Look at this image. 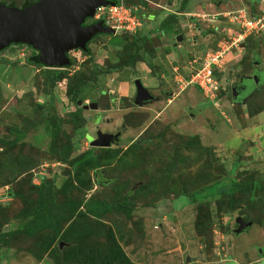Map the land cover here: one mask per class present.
Instances as JSON below:
<instances>
[{
    "label": "rangeland",
    "instance_id": "obj_1",
    "mask_svg": "<svg viewBox=\"0 0 264 264\" xmlns=\"http://www.w3.org/2000/svg\"><path fill=\"white\" fill-rule=\"evenodd\" d=\"M0 1L13 2L19 7L27 0ZM151 1L148 11L142 12L143 25L135 33H100L90 44L91 56L81 50H71L69 57L74 64L69 68H62L65 78L53 87L43 76L44 68L37 72L38 66L28 62L33 51L27 46L15 44L0 52V191L13 187L19 180L16 171L9 172L11 162L8 156L16 160L35 159L37 163L31 166L32 169L43 163H54L56 165L50 170L54 169L57 173L56 183L60 186L64 182L69 163L68 167H60L57 165V156L48 152L51 124L54 119L72 118L76 105L68 97L67 86L71 85L74 90L79 78H89L95 69L93 60L99 65V71L94 77L91 75L93 78L83 91L84 97L89 99L79 106L83 108V104L97 101L99 107L83 108L87 121L81 130L85 131V135L74 133V122L63 124V128L70 135L69 142H75L79 149L72 156H78L90 147H95L91 138L96 137L97 126L102 131L113 132L124 125V137L127 141L130 138L141 140L143 137L146 143L129 151L128 160H113L110 165L105 166V179H114L107 186L99 184L98 178H103L100 170L97 174L90 172L94 183L85 198L94 193V197L112 203L121 201L127 190L134 189L136 194L133 196L134 209L129 217L125 209H113L100 219L85 217L82 221L86 220L87 225L98 226L102 231L98 234L99 237L93 235L83 242L93 239L107 249L108 246L113 247L111 236L114 235L121 249L134 264H216L226 256L235 257L236 264H243L244 261L239 256H242L241 251L237 255L233 254L238 248L245 249L248 244L254 251L257 246L264 244L263 202H252L249 199L242 202L240 196L236 203L239 208L231 210L226 197H213L208 199L209 204L205 203V199L199 200L203 202L201 206L204 208L199 209L186 195H179L178 192L183 189L190 193L215 179L228 177L232 171V176L239 179L248 178L249 174L264 178V110L253 121H250L247 114L244 115L245 118L242 115L237 118L235 111L239 112L241 108L240 105L232 104V92L228 96L225 89L227 97L223 104L221 99L219 103L209 105L210 102L206 103L208 101L194 84L183 87V81H177L176 78L177 75H191L200 57L209 49L217 48L220 40H227L229 36L237 37L240 33L236 24L221 13L244 6L264 12V1L249 0L245 4H234L235 1L230 0V4L226 6L214 7L215 5H208L210 0H186L184 3L191 6L192 11L182 16L184 18L178 23L184 39H171L168 49L163 45V41L167 40L165 36L161 39L162 43L160 42L163 33H159L162 32L159 28L167 13L161 6L171 7L167 0ZM197 10L203 15H193ZM205 13L209 15H204ZM212 14H216L218 25L225 27L224 31L208 32L214 28L210 21ZM154 29L155 32L145 39V35ZM205 30H208L207 33ZM196 41L197 44H194ZM231 42L232 40L226 44L230 45ZM242 42L244 44L240 47ZM251 42L255 46H264V32L249 35L238 44L230 46L219 72L223 78V74L228 75L229 67L238 68L240 62L244 67L241 72H250L252 63L249 59L252 57V50L246 43ZM175 43L176 47H173ZM137 50L141 54L134 63L135 67L140 64L138 71L132 66L122 69L115 66L127 61ZM237 55L242 58L239 63L235 62ZM144 57L153 61L158 73H151L150 67L143 61ZM175 66H179V72L174 70ZM160 67L166 71L160 72ZM137 77L142 78L144 84L157 95L168 90L184 99L174 101L168 108L164 103L166 98L163 102L160 100L150 103L152 105L139 107L136 105L138 103L135 96ZM121 81L125 82L124 89L120 88ZM253 93L249 102L252 111L257 110V106L258 109L264 106V99L259 102L255 100L264 93V85ZM251 101L255 103L254 106ZM44 108L46 113L43 112ZM242 125L248 128L241 129ZM140 133L142 135L136 138ZM18 136L21 137L20 142L11 146V142ZM64 142L66 138L61 136L58 143L62 145ZM125 142L118 146L122 151H125L128 144ZM120 152L121 149L119 154ZM127 161L128 165L125 164ZM236 163L238 166L235 167ZM49 176L50 171L47 177ZM20 177L21 180L25 176ZM260 183L263 185L264 180ZM146 187L151 191L148 192ZM84 193L77 186L68 190V196L74 199L82 198ZM59 200L64 201L65 197L60 195ZM13 201L16 202V198ZM12 207L11 209L17 210L20 205L14 204ZM6 211L2 217L6 215ZM238 216H243L254 224L245 232H237L234 229L239 226L236 220ZM17 222L18 219L11 217L9 226L3 223L0 226V235L6 229L17 227ZM4 240L0 236V264H39L25 251L23 253L20 250L22 245L24 247V239H18V242L17 238L12 240L9 247L13 249H9ZM64 245L65 241L60 242L61 249ZM67 245L70 247L73 242H68ZM247 248L249 249L248 246ZM261 249L257 248L259 251ZM257 250L253 256L259 255ZM44 259L48 262L53 260L49 256Z\"/></svg>",
    "mask_w": 264,
    "mask_h": 264
},
{
    "label": "trees",
    "instance_id": "obj_2",
    "mask_svg": "<svg viewBox=\"0 0 264 264\" xmlns=\"http://www.w3.org/2000/svg\"><path fill=\"white\" fill-rule=\"evenodd\" d=\"M36 1L38 0H33V2ZM185 1L186 0H184L179 6L177 12L191 11V7L184 3ZM33 2L26 1L20 8H25ZM127 2L132 4L140 2L148 9L150 6L143 0H127ZM248 9L251 15L262 13L257 11L254 7ZM177 16L176 12L168 13L162 20L159 29H162L163 33H168L169 30H167V25H169L170 19L175 18L177 20ZM155 30L156 29L149 31V34L145 35V39H147L150 33H153ZM207 31L208 30H205V33H207ZM208 32L219 33L216 28H211ZM98 35L99 34L95 35L92 40ZM92 40L89 41L88 45H90ZM15 44L27 46L33 51L28 57V62L44 68L43 76L51 87L65 78V76H63L62 68H69L74 64L73 59H71L70 63L66 64L64 67H50L41 61L38 50L23 43H14L11 45ZM2 50L4 49H0V52ZM82 53L91 56L92 50L89 47V50L82 51ZM140 57V51L137 50L127 61L115 66H118L120 69L126 66H132L135 68L134 63ZM143 61H146V63L150 65L147 58L144 57ZM92 62L95 69L91 75L94 77L99 71V65L93 60ZM91 75L89 78L86 76L79 78L74 90L71 85L67 86L68 97H70L71 102L76 105L75 110L72 113V118L70 120L60 118L54 119L51 124V143L48 152L52 156H57V162L61 163V165H59L60 167H68V165L65 164L69 163V169L67 168L66 171L67 177L63 180L64 182L60 186L56 183L55 178L57 177V173L54 172L53 174V170H49L51 176L45 177L39 184H33L32 171L35 168L32 169L31 166L36 165L37 161L35 159L16 160V158L8 156V159L11 162L9 165L10 171H8H16L17 175H19L17 177L19 180L15 182L16 184H14L13 187L9 188L13 200L16 198V202L12 200L8 203H4V205L0 203V223H9L11 217L23 220V223L21 227L9 231L8 235L5 237V245L9 246L10 242L20 235V240L23 241L24 239V247L22 245L20 250L23 253L25 251L26 254H29L36 263L39 264H134L121 249L114 235L111 236L114 245H112L113 247L108 246L107 249L93 239H90V241L87 240L86 243L83 242L87 237L93 235L98 236L102 231L98 226H89L85 223L86 220L82 221L85 217L93 216L94 218L100 219L105 214L113 211V209H125L126 214L129 217L134 209L133 196L136 194L134 189L127 190L123 194V199L121 201H115L112 203L105 199L94 197V193L91 194L90 197L85 198L86 195H88V192L92 190L94 183L91 179L90 172H96L97 174L100 170L103 174V178L101 177L100 180L98 178L99 184L101 186H107L106 184H109L114 179L112 180V178H110L108 181L105 179V166L110 165L113 160L118 162L128 160L129 151H133L136 147H142L143 143H146V140L142 137L141 140L134 141L128 145V147L125 148V151H122V148L118 146L101 148L90 147L81 152L80 155L72 156V154L75 151H79V149L75 142H69L68 138L70 135L66 128H63V124L74 122V133L77 134V132H80V135H85V131L81 129H83L87 118L83 115V108L79 106L78 100L87 99L84 97L83 91L88 82L93 78ZM263 108L264 106H262L261 109L263 110ZM261 109H257L258 111L253 110L251 115L257 114ZM43 112L46 113L47 110L44 108ZM78 120H80V122H78ZM61 136H65L66 138V142L62 145L58 143V139L61 138ZM20 140L21 137L18 136L11 142V146L20 142ZM120 149L121 152L119 154ZM32 160H34V162ZM125 164L128 165V161ZM236 166H238L237 163L235 164V167ZM36 169H38V166ZM231 173L233 174V171ZM232 174L228 175V177L215 179L209 184L201 186L190 193H186L185 190L181 189L178 194L186 195L190 202L200 207H198L199 209H204L201 206L203 202L199 200L205 199V203L209 204L208 199L211 200L213 197H226L228 199L229 209L231 210L239 208H237L236 203L240 196L242 197V202L249 199L252 200V202L262 201L264 205V184H259L261 180H264L262 176L256 177L249 174L248 178L239 179L233 177ZM21 175L25 177L20 180ZM19 183H21V187H19ZM5 185L7 184L5 183ZM5 185L3 184V186ZM73 186H77L78 188H81L82 191H85L83 194L85 199L83 197L80 199H74L68 196V190ZM140 187H143V185ZM147 188L148 187H146V190H148ZM150 191L151 190L149 189L148 192ZM199 194L200 196L198 197L197 195ZM60 195L65 197L64 201L59 200ZM14 204L20 205L19 209H11ZM217 207H219V205ZM5 210H7L6 215L2 217ZM0 236L2 237V235ZM75 240L79 241L75 242ZM62 241H65V245L61 249L60 242ZM68 242H73V245L68 247ZM45 256H49L53 260L51 262L45 261Z\"/></svg>",
    "mask_w": 264,
    "mask_h": 264
},
{
    "label": "water",
    "instance_id": "obj_3",
    "mask_svg": "<svg viewBox=\"0 0 264 264\" xmlns=\"http://www.w3.org/2000/svg\"><path fill=\"white\" fill-rule=\"evenodd\" d=\"M113 3L110 0H38L20 8L0 2V49L14 43L28 44L39 51L44 64L64 67L71 61L70 50H87L88 42L96 34H116V30L107 26L103 19L86 23L94 17L97 7ZM135 84L138 104L154 97L140 78ZM82 102V99L78 100V104ZM83 107L97 109L98 103L92 101ZM113 136L99 131L96 139L91 138V143L95 147H109ZM236 220L239 223L237 232L252 224L242 216Z\"/></svg>",
    "mask_w": 264,
    "mask_h": 264
},
{
    "label": "built area",
    "instance_id": "obj_4",
    "mask_svg": "<svg viewBox=\"0 0 264 264\" xmlns=\"http://www.w3.org/2000/svg\"><path fill=\"white\" fill-rule=\"evenodd\" d=\"M110 1H114V3L97 7L93 18L95 20L103 19L107 26L116 30V33H135L141 25L139 12L144 9L143 4L140 2L132 4L128 3L127 0ZM221 14L225 18H229L230 22L236 24L240 33L237 34V37L229 36L227 40H220L217 43V48L209 49L201 56L189 80V84L198 86L212 100H218V94L223 89L222 75L219 72L222 70V60L226 55V51L230 46L238 44L249 35L264 32V12L251 15L247 7H242ZM210 21L217 22L216 15H212ZM230 40H232L231 44L227 45L226 42L229 43ZM53 165L44 163L34 171L36 181L40 182V180L47 177L48 170ZM4 197H7V194H4Z\"/></svg>",
    "mask_w": 264,
    "mask_h": 264
},
{
    "label": "crops",
    "instance_id": "obj_5",
    "mask_svg": "<svg viewBox=\"0 0 264 264\" xmlns=\"http://www.w3.org/2000/svg\"><path fill=\"white\" fill-rule=\"evenodd\" d=\"M143 1H145V2H147L148 4H151L152 3V1L151 0H143ZM184 0H181V3L179 2V0H167V3H168V6L169 7H171V9L170 8H167V7H163V6H161V8L162 9H165V10H167V13H166V15L168 14V13H173V12H176L177 13V20L175 19V18H172V19H170V22H169V25H167V30H169L168 31V33H166L165 31V33H163V32H159V33H163L162 34V36L160 37V42L162 43V41H161V39L163 38V36H165L166 38H167V40L166 41H163V45L164 46H166L167 47V49H168V47H169V42H170V40L171 39H173V38H175V40L176 41H180V40H182V39H184V34H183V32H182V28L181 27H179L178 26V23H179V21L181 22V20L184 18V17H182V16H185V15H187L188 14V12H177V10H178V8H179V6L182 4V2H183ZM252 1V0H251ZM253 2V1H252ZM255 2V1H254ZM212 1L210 0V3L208 4V5H215L214 7H216V6H219L220 7V5H218V4H216V3H212ZM230 4V3H229ZM207 5V6H208ZM206 6V7H207ZM222 6H226V5H222ZM191 7V6H190ZM244 7H247V6H244ZM198 8V7H197ZM239 8H242V7H239ZM248 8V7H247ZM199 9H201V8H199ZM171 10V11H170ZM191 10V9H190ZM264 10V9H263ZM148 10H147V8L144 6V9H143V12H147ZM192 11V10H191ZM190 11V12H191ZM141 13H142V10H140V12H139V16H140V20H141V25H140V27L138 28V30L141 28V26L143 25V21H142V16H141ZM200 14H202L201 12H199L198 10H197V12H195V13H193V15H200ZM166 15H165V17H166ZM203 15V14H202ZM204 15H209V14H204ZM212 15H216V14H212ZM165 17H163L162 19H164ZM191 18H194V17H191ZM198 20H201V19H198ZM219 21V20H218ZM218 21L217 22H214L213 23V26H214V28H216L218 31H224L225 30V27H222V26H220V25H218ZM137 30V31H138ZM151 31V30H150ZM162 31V30H161ZM155 32V31H154ZM152 36H153V34H152ZM156 36H157V34H156ZM168 37H170V38H168ZM194 44H197V41L196 42H194ZM244 43L242 42L241 44H240V47L243 45ZM174 45H176V43L175 44H173V47H176V46H174ZM262 45V44H261ZM255 48L257 49V50H259L261 53H260V55H261V57L263 58L264 57V46L262 45L261 47L259 46V45H257V46H255ZM258 48H260V49H258ZM251 53H252V57L249 59V62H251L252 63V60H253V52L251 51ZM151 55H154V54H151ZM239 55H237V57H238ZM241 56V55H240ZM201 58V57H200ZM233 58V57H232ZM241 59L242 58H240V57H238L237 59H236V61L235 62H237V63H239L240 61H241ZM147 60H149V64L150 65H148V63H146L147 65H148V67H150V69H151V73H158L156 70H155V65H154V63H153V61L150 59V58H148ZM194 60H196V59H194ZM223 61V60H222ZM146 62V61H145ZM33 65V64H32ZM140 65V64H139ZM139 65L138 66H134L135 68V71H138L139 69ZM198 65V64H197ZM242 65L243 64H241V62H240V66L238 67V68H236L237 69V71H241V70H243L242 68H244V67H242ZM36 66V65H35ZM37 67V66H36ZM254 68V65H253V63H252V67H251V70H250V72L249 73H246V74H251V72L253 71L252 69ZM41 69H42V67H37V69H36V71L37 72H40L41 71ZM153 69V70H152ZM174 70L176 71V72H179V70H180V68H179V66H175L174 67ZM162 71H166V69H163V67H160V72H162ZM181 73V72H180ZM163 74V73H162ZM193 74V72L191 73V75ZM191 75H189L188 77L187 76H180L179 77V75H177V78H176V80L177 81H180V82H182L183 81V84H184V86L183 87H187V86H189V85H193V84H189V80H190V78H191ZM151 77H154V76H152L151 75ZM222 77V76H221ZM155 78V77H154ZM141 81H142V83L144 84V80L141 78ZM222 82H223V77H222ZM257 83H259V81L257 82ZM144 86H146L149 90H151L152 92H153V90L150 88V87H148L147 85H145L144 84ZM199 92H201L202 94H203V96L205 97V100H207L208 102H206V103H208L209 104V102H210V104L209 105H211V104H217V103H219L220 102V100L221 99H223V101H221L222 102V104H223V102H224V99L227 97L226 96V94L228 95V93H227V91H226V94H225V89L224 90H220V92H219V94H218V100H212L211 98H209L208 96H206L205 94H204V92L198 87V86H196V85H193ZM182 87V88H183ZM120 88L121 89H124L125 88V82L124 81H121L120 82ZM253 89V88H252ZM166 92L164 93V95L161 97V101L163 102L164 101V98H166L165 99V101H164V103H165V106H166V108H168L169 107V105L171 104V103H173L174 101H177L178 99H180L181 98V100H183L184 99V97L183 96H181V97H178L179 95L178 94H175L174 92L173 93H170L168 90H165ZM224 91V93L222 94V92ZM253 91V90H252ZM255 91V90H254ZM253 91V92H254ZM257 91V90H256ZM253 92H249L248 93V96H243V97H241V98H237L238 100H241L242 102L241 103H238V102H236V101H233V100H231L232 101V104L233 105H235V104H237V105H240V108H241V111H239V112H237V111H235L236 112V114H237V118H238V115H242V118H245V114H247V115H249L250 116V121H253V119L256 117V115L257 114H259V113H261L263 110H264V108H263V110L261 109L260 110V112H258L257 114H254V115H251L252 113V110H251V108H249V102H250V100L252 99V98H250L251 97V95H253L254 93ZM154 93V92H153ZM87 99H89V98H87ZM87 99H85V100H87ZM260 99H264V93L260 96V97H257L255 100H257L258 102L260 101ZM179 101V102H182V101ZM154 102H159V101H154ZM251 103H252V105L254 106V102H252L251 101ZM260 104V103H259ZM149 105H152V104H149ZM146 108H148V107H146ZM165 108V109H166ZM245 108V109H244ZM209 109V108H208ZM244 109V110H243ZM256 109H258V106L256 107ZM210 110V109H209ZM258 111V110H257ZM224 113V112H223ZM159 114V113H158ZM157 114V115H158ZM212 117H213V115H212ZM243 120V119H242ZM250 125H252V124H250ZM249 126V125H248ZM148 127V125L147 126H145V128H147ZM248 127L246 126V127H243V125H242V128L241 129H247ZM143 133V132H142ZM142 133H140L139 135H137V137L136 138H139V136H141L142 135ZM141 138V137H140ZM138 139H133V138H130L127 142H125V143H128L127 144V146H126V148L128 147V145H130L132 142H134V141H137ZM249 140H253V139H249ZM113 147H115V146H113ZM57 163H60V162H57ZM44 164V163H43ZM50 165H53L54 163H49ZM61 164V163H60ZM60 164H58V165H60ZM42 165V164H41ZM41 165H39L38 166V168L41 166ZM65 165H68L67 163L65 164ZM52 166H50V168H51ZM50 168H49V170H50ZM37 169L35 168V169H33V177H32V183L33 184H39L42 180H40V182L38 181H36V179H35V175H34V171H36ZM53 172H55L54 171V169H53ZM52 172V173H53ZM54 174V173H53ZM224 177V176H223ZM263 177V176H262ZM5 187V186H4ZM4 189V188H3ZM4 194H7V197H4ZM13 200V197L11 196V194H10V191H9V189H8V187L7 188H5L3 191H0V203H8V202H10V201H12ZM243 217V216H242ZM244 218V217H243ZM245 219V218H244ZM246 220V219H245ZM20 221H21V224H20ZM246 221H251V220H246ZM252 222V224L251 225H249V226H247L244 230H243V232H245V231H247V229H248V227H251L253 224H254V222L253 221H251ZM22 223H23V220H18V222H17V227H15V228H19V227H21V225H22ZM2 225L3 224H1L0 223V226L2 227ZM5 225L6 226H9V223H5ZM15 228H11V229H6V231L5 232H2V238L3 239H6L5 237L8 235V233H9V231H11V230H13V229H15ZM18 239H20V235H18L17 236V242H18ZM4 243H5V240H4ZM247 246L249 247V249L247 248ZM263 246H264V244H263ZM262 245H260V246H257V248H259V247H261L262 249L259 251V250H257V248H256V250H257V253H259V255L258 256H253L255 253L254 252H256V250H254L253 251V248L251 249L250 247V245H246L245 246V249H239L238 248V250L236 251V253H233V254H235V255H237V254H239L240 253V251H241V253H242V256L241 255H239L240 257H241V259L244 261V263L243 264H260V263H262V262H264V247H263ZM8 248L9 249H13V248H10L9 246H8ZM4 250V249H3ZM228 263H231V264H236L237 263V259L235 258V257H230V256H226V258H224V259H222V261H220L219 263L217 262L216 264H228Z\"/></svg>",
    "mask_w": 264,
    "mask_h": 264
},
{
    "label": "flooded vegetation",
    "instance_id": "obj_6",
    "mask_svg": "<svg viewBox=\"0 0 264 264\" xmlns=\"http://www.w3.org/2000/svg\"><path fill=\"white\" fill-rule=\"evenodd\" d=\"M27 1L33 2L31 0H27ZM211 1H212V3H216V4L220 5V6L228 5L230 3V0H211ZM231 1H235L234 4L236 2H237L236 4H245L249 0H231ZM252 1H259V0H252ZM0 2L6 3L7 5H10V6H17L13 2H11V3H7L5 1H0ZM21 6H19V7H21ZM94 20H95L94 18H91L86 23L87 24L91 23ZM99 36L100 35L96 36L94 39L98 38ZM246 45H248L247 47L249 49H251L252 52H253L252 63L254 65V68L252 69L253 71L251 72V74H246V73L243 74L241 71H237L236 67H229L227 76L223 74L224 78H223V89L222 90H224V89H226V91L229 90V91H227L228 96L231 95V92H232L233 93V101H236L238 103H241L242 101L238 100L237 98H241L244 95L248 96L249 92H253L254 90H257V89L259 90L260 87L264 85V57L263 58L261 57V55H260L261 52L255 48V45L252 42L251 43H246ZM89 47H90V45H88V49L87 50H89ZM75 49L80 50V48H75ZM75 49H72V50H75ZM87 50H82V51H87ZM69 52H68V54H69ZM232 75H233V77H231ZM137 78H140V77H137ZM258 81H259V83H257ZM149 91L153 94L154 97L152 99H150V100H143V101L141 100L140 101L141 103L136 104V105H139V107L140 106L149 105L150 103H152L154 101H160L161 97L164 95V93L162 95H157V94L153 93L151 90H149ZM136 94H137V89H136L135 96H136ZM83 101H85V100H83ZM91 102L92 101H90L88 103H85V104H89ZM98 107H99V103H98ZM103 110H106V109L104 108ZM89 119H91V117H89ZM121 126H123V127H121ZM121 126H120L119 129H117L116 131H113V132L112 131H108V130L102 131L100 129V127L97 126L96 127L97 128L96 129V137L94 139H96L98 137V132L99 131H101L102 133L108 132V133H111V134L115 135V136L112 137L113 140H112V143H111V145L109 147H111V146L113 147L114 145L120 146L119 144L124 143L125 141L127 142V139L124 137V133L126 131L125 126L124 125H121ZM116 135H117V137H116ZM234 230H236V228Z\"/></svg>",
    "mask_w": 264,
    "mask_h": 264
}]
</instances>
